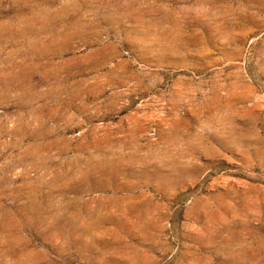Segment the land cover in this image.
I'll return each mask as SVG.
<instances>
[{
    "label": "rangeland",
    "instance_id": "rangeland-1",
    "mask_svg": "<svg viewBox=\"0 0 264 264\" xmlns=\"http://www.w3.org/2000/svg\"><path fill=\"white\" fill-rule=\"evenodd\" d=\"M0 264H264V0H0Z\"/></svg>",
    "mask_w": 264,
    "mask_h": 264
}]
</instances>
